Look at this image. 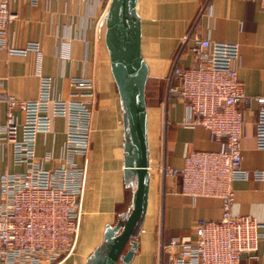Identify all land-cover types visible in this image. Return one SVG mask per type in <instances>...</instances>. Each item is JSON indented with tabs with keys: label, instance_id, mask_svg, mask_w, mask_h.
<instances>
[{
	"label": "crops",
	"instance_id": "1",
	"mask_svg": "<svg viewBox=\"0 0 264 264\" xmlns=\"http://www.w3.org/2000/svg\"><path fill=\"white\" fill-rule=\"evenodd\" d=\"M110 0H12L16 17L0 33V125L6 122V97L17 101L39 97L41 76L51 78L47 116L50 125L36 136L35 153L43 168L65 164L68 116L53 113L54 101L81 99L91 107L90 145L86 154L87 172L83 212L76 247L58 264H88L94 249L103 242L106 225L118 223L131 209L134 181L124 171V106L110 65L105 41L104 15ZM140 21L141 54L148 64L145 85L149 193L147 209L134 236L137 248L128 264H165L159 259L160 233L165 241L193 236L197 219H218L222 201L218 197L191 196L181 191L180 174H164L159 168L180 169L185 157L196 150H217L221 141L201 126L185 125V105L162 92L150 100V79L168 84L172 66L186 34L239 45L237 78L246 94L264 95V8L260 0H136ZM35 43L37 49L30 45ZM26 48L24 54L9 53L7 47ZM181 61L193 64L184 53ZM90 78L93 91L78 88L74 81ZM77 93V94H76ZM245 123L241 136L242 167L246 178L230 185L234 192L232 211L264 223V148L257 146L255 120L258 105L240 103ZM164 108V109H163ZM165 112V113H164ZM18 123L24 112L12 110ZM164 113V115H163ZM51 155L49 159L45 157ZM73 160L82 165L83 156ZM25 164L14 161L11 147L0 140V173H21ZM256 256L240 264H264V226L260 228ZM129 247V245L127 246ZM0 264H2L0 262Z\"/></svg>",
	"mask_w": 264,
	"mask_h": 264
},
{
	"label": "built area",
	"instance_id": "2",
	"mask_svg": "<svg viewBox=\"0 0 264 264\" xmlns=\"http://www.w3.org/2000/svg\"><path fill=\"white\" fill-rule=\"evenodd\" d=\"M12 0H0V33L16 17ZM35 1V0H34ZM264 8V0H260ZM168 79L166 97L185 105V125L201 126L221 141L217 150L191 151L180 169L160 166L164 174L181 175V191L191 196L207 195L222 201L218 219H197L193 236L165 241L160 233L158 256L165 264H240L242 258L256 256L260 228L264 223L249 215L232 211L234 192L231 181L246 178L242 167L241 136L245 123L240 103L258 105L255 120L257 146L264 148V95L244 92L237 78L239 45L186 34L181 39ZM5 47L3 41L0 48ZM37 49L35 43L30 45ZM9 53L24 54L25 49L7 47ZM193 64L181 61L184 53ZM78 88L93 91V81H74ZM51 78L41 76L39 97L17 101L6 97V122L0 125V140L12 150L14 161L25 164L21 173H0V262L2 264H58L73 253L83 212L87 166L78 165L74 155L86 157L90 108L85 100L54 101L53 113L67 115L68 129L64 153L68 161L53 169L43 168L35 153L36 136L48 129L47 104ZM77 94V93H76ZM24 112L18 123L12 110ZM164 109V108H163ZM165 113V112H164ZM163 113V115H164ZM51 155L45 158L49 159ZM264 179V171L254 173Z\"/></svg>",
	"mask_w": 264,
	"mask_h": 264
},
{
	"label": "water",
	"instance_id": "3",
	"mask_svg": "<svg viewBox=\"0 0 264 264\" xmlns=\"http://www.w3.org/2000/svg\"><path fill=\"white\" fill-rule=\"evenodd\" d=\"M135 2L110 0L104 15L110 65L124 106V171L126 179L134 181L132 207L118 223L106 225L103 242L89 256L88 264H128L137 248L134 236L147 209L150 173L144 93L149 69L141 54Z\"/></svg>",
	"mask_w": 264,
	"mask_h": 264
},
{
	"label": "rangeland",
	"instance_id": "4",
	"mask_svg": "<svg viewBox=\"0 0 264 264\" xmlns=\"http://www.w3.org/2000/svg\"><path fill=\"white\" fill-rule=\"evenodd\" d=\"M153 79V78H152ZM150 79L149 81V84H148V94H149V98L150 100H153L154 97H156V95L159 94V96L161 95V92H162V97L163 99H161V103L163 104V102L165 101V95H166V91H167V82L164 81V84H160V85H156L155 82H153V80ZM88 104V102H87ZM89 108H90V114H89V129L87 130L88 132V147H87V150L85 152V154H87L88 152V149H89V145H90V133H91V129H90V120H91V114H92V111H91V107L90 105L88 104ZM86 161V157L85 159L83 158V163H85ZM85 165L87 166V163H85Z\"/></svg>",
	"mask_w": 264,
	"mask_h": 264
}]
</instances>
